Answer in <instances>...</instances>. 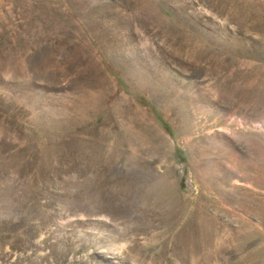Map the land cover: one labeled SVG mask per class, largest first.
Wrapping results in <instances>:
<instances>
[{
    "label": "rangeland",
    "instance_id": "1",
    "mask_svg": "<svg viewBox=\"0 0 264 264\" xmlns=\"http://www.w3.org/2000/svg\"><path fill=\"white\" fill-rule=\"evenodd\" d=\"M0 264H264V0H0Z\"/></svg>",
    "mask_w": 264,
    "mask_h": 264
},
{
    "label": "bare ground",
    "instance_id": "2",
    "mask_svg": "<svg viewBox=\"0 0 264 264\" xmlns=\"http://www.w3.org/2000/svg\"><path fill=\"white\" fill-rule=\"evenodd\" d=\"M151 216V215H150ZM155 237V236H154Z\"/></svg>",
    "mask_w": 264,
    "mask_h": 264
}]
</instances>
